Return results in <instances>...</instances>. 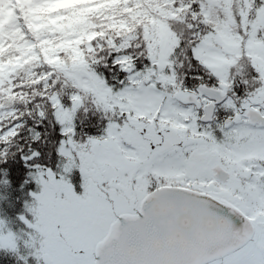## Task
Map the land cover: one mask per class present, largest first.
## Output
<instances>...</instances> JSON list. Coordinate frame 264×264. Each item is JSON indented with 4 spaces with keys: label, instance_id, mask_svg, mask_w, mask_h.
<instances>
[{
    "label": "snow or ice",
    "instance_id": "snow-or-ice-1",
    "mask_svg": "<svg viewBox=\"0 0 264 264\" xmlns=\"http://www.w3.org/2000/svg\"><path fill=\"white\" fill-rule=\"evenodd\" d=\"M0 264H264V0H0Z\"/></svg>",
    "mask_w": 264,
    "mask_h": 264
}]
</instances>
